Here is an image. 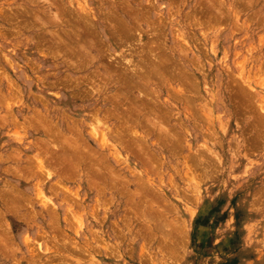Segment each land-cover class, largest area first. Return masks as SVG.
Returning a JSON list of instances; mask_svg holds the SVG:
<instances>
[{"label":"rangeland","instance_id":"rangeland-1","mask_svg":"<svg viewBox=\"0 0 264 264\" xmlns=\"http://www.w3.org/2000/svg\"><path fill=\"white\" fill-rule=\"evenodd\" d=\"M0 264H264V0H0Z\"/></svg>","mask_w":264,"mask_h":264}]
</instances>
